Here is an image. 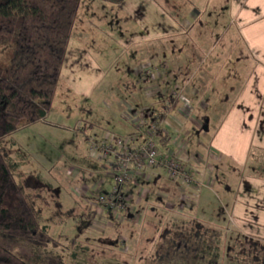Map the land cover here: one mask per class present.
I'll return each instance as SVG.
<instances>
[{
  "label": "rangeland",
  "instance_id": "rangeland-1",
  "mask_svg": "<svg viewBox=\"0 0 264 264\" xmlns=\"http://www.w3.org/2000/svg\"><path fill=\"white\" fill-rule=\"evenodd\" d=\"M154 1L174 14L176 20L183 13L193 15L192 27L183 39L173 38L175 45H169L173 42L170 40L161 41L158 46L150 41L137 46L128 43L135 27H130L131 23L114 4L82 0L73 35L81 41L82 55H88L87 60L104 77L96 78L98 85L89 95L76 96L65 86L59 88L45 121L22 127L2 142L16 179L35 199L41 210L40 223L54 240L48 247H35L0 236L3 247L29 263L157 264L156 253L167 230L202 223L211 230L205 234L197 260L165 264H264V238L237 233L239 225L228 213L233 184L226 182L230 189L222 190L224 183L218 178L215 186L209 185L208 179L200 186L204 198L201 202L206 206L198 203V190L175 184L165 175H160L158 181L155 177L143 181L138 189L131 190L128 202L136 211H129L126 206L120 220L109 207L93 203L94 197L110 192L114 178L109 168L89 155L88 136L92 135L86 123L104 132H117L116 121H131L135 118L134 109L140 112L153 103L158 116L166 113L164 118L168 121L167 135L159 143L161 150L172 154L179 146L174 140L180 132L188 148L204 154L202 146L208 144L225 111L221 94L230 88L222 84L245 71L249 64L237 32L229 25V0ZM201 39L208 45H187ZM193 54L205 60H185V56L194 57ZM157 65L162 73L150 74L149 70H156ZM172 75L181 84L175 83L174 89L168 88ZM189 79L200 91L197 98L189 90L183 91L182 85ZM147 87L157 93L150 96ZM192 95L197 104L193 111ZM172 97L177 100L174 109ZM198 99H203V104ZM195 113H199V126L191 120ZM81 123L86 126L83 133L79 129ZM138 135L132 145L145 141L142 130ZM195 166L202 167L198 163ZM213 177L216 179L217 173ZM209 213L220 222H200L194 217Z\"/></svg>",
  "mask_w": 264,
  "mask_h": 264
},
{
  "label": "crops",
  "instance_id": "crops-1",
  "mask_svg": "<svg viewBox=\"0 0 264 264\" xmlns=\"http://www.w3.org/2000/svg\"><path fill=\"white\" fill-rule=\"evenodd\" d=\"M114 5L131 23L130 27H135L127 41L136 46L149 41L158 46L164 40L173 41L169 45H175L176 40L173 38L177 36L178 40L183 39L182 36L192 27L193 15L183 13L182 17L176 20L174 14L159 7L154 0H124ZM228 6L229 25L237 32L249 64L245 71L240 72L238 76L234 74L228 83L222 84L229 85L230 88L229 91L224 90L221 94L223 97L221 101L224 102L222 109L225 111L218 121V126L212 132L208 144L202 146L204 154L200 150L193 149L201 154L199 158L194 157V162L198 160V164L202 167L197 168L195 166L197 163L191 165L198 171V179L202 183L208 179L209 185L215 186L218 178L224 183L222 190L230 189L226 182L232 183V192L229 191L231 195L228 198L231 208L228 213L230 218L239 225L237 233L240 232L247 237L264 238V0H229ZM202 38L207 41L204 35ZM192 41L193 44L187 45H208L202 39L198 43ZM82 49L81 41L72 34L62 68V78L66 83L65 87L76 96L93 93L98 85L96 78L99 80L103 75V72L91 63L92 61L87 60L88 55H82ZM197 55L185 56V60H205V57H197ZM165 65L168 67L167 63ZM155 67V71L159 74L158 65ZM153 78L155 79L154 76ZM184 82L182 81L184 92L189 90L188 93L195 96L200 93L192 79ZM175 83L179 84L175 75H172L168 88L174 89ZM150 89L154 94L157 93L153 87ZM194 95L190 97L191 99L193 97L192 111L195 109L193 106L197 105ZM198 101L199 104H203V99L202 102L201 99ZM141 110L145 113L147 107ZM197 114L195 113L191 120L194 125L199 126L201 122ZM144 117L149 115L145 113ZM115 127L117 131L115 133L119 131L118 134L128 135L135 131V127L129 120L127 122L118 120L115 122ZM89 128L88 133L92 136L104 134V130L94 126ZM216 173L215 179L213 174ZM163 175L165 174H162V177ZM159 178L157 177L156 180L158 181ZM185 186L195 189L192 186ZM198 192V203L206 206V203L201 202L204 200L202 193L200 190ZM194 217L200 222H220L211 213Z\"/></svg>",
  "mask_w": 264,
  "mask_h": 264
},
{
  "label": "trees",
  "instance_id": "trees-1",
  "mask_svg": "<svg viewBox=\"0 0 264 264\" xmlns=\"http://www.w3.org/2000/svg\"><path fill=\"white\" fill-rule=\"evenodd\" d=\"M100 1L118 5L124 0ZM81 2L0 0V236L35 247H48L54 240L40 223L35 199L16 179L2 142L22 127L45 121L52 111L58 89L66 86L62 68ZM171 101L174 109L177 100ZM79 129L83 133L86 126ZM210 230L202 223L167 230L156 253L157 264L195 262ZM0 264L32 263L0 244Z\"/></svg>",
  "mask_w": 264,
  "mask_h": 264
},
{
  "label": "built area",
  "instance_id": "built-area-1",
  "mask_svg": "<svg viewBox=\"0 0 264 264\" xmlns=\"http://www.w3.org/2000/svg\"><path fill=\"white\" fill-rule=\"evenodd\" d=\"M149 71L152 72L150 74H153L155 70L150 69ZM148 90L147 93H151L149 95L153 96L154 93L151 89ZM154 106L151 103L145 110L149 117H144L143 110L140 112H137L136 109L133 110L135 118L130 122L135 127V131L126 137L115 132L105 131L100 136L88 138L89 155L109 168L113 172L114 178L110 192L94 197L93 203L109 207L118 220L121 219V210L126 206L129 205V211H136L135 206L128 202L131 199L129 193L131 190L138 189L143 181H151L152 178L165 174L169 180L183 185H191L196 190H200V186L203 184L198 179V171L191 165L198 163V160L194 162V157L198 156L199 158L201 154L188 148L187 142L184 143V137L180 132L174 140L179 146L174 152L172 151V154H165L161 150L159 143H161V137L167 135L168 121L164 118L166 113L158 116ZM82 126L81 123L80 127ZM141 130L145 141L132 145L131 142L138 140V133Z\"/></svg>",
  "mask_w": 264,
  "mask_h": 264
},
{
  "label": "water",
  "instance_id": "water-1",
  "mask_svg": "<svg viewBox=\"0 0 264 264\" xmlns=\"http://www.w3.org/2000/svg\"><path fill=\"white\" fill-rule=\"evenodd\" d=\"M205 129L207 130V127L205 126Z\"/></svg>",
  "mask_w": 264,
  "mask_h": 264
}]
</instances>
